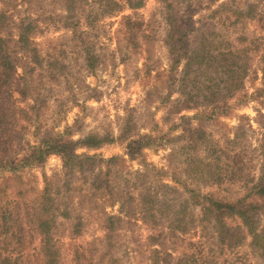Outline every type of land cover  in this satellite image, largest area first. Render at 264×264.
<instances>
[{
	"label": "rangeland",
	"instance_id": "obj_1",
	"mask_svg": "<svg viewBox=\"0 0 264 264\" xmlns=\"http://www.w3.org/2000/svg\"><path fill=\"white\" fill-rule=\"evenodd\" d=\"M100 1L74 0L70 11L67 0H0L9 17L0 37L14 61L2 86L0 111L8 119L0 157H21L27 143L47 135L77 142L95 133L105 140L98 147L77 143L74 152L89 157L77 164L66 166L54 153L20 172L0 168V213L14 223L0 230V264H264L251 237L226 246L203 217L202 200L188 199L195 190L236 201L264 176V0H143L138 9L109 0L122 2L120 10ZM168 3L180 20L192 3L190 45L204 32L213 47L232 50L227 57L243 70L232 77L224 56L195 64L192 71L203 72L196 70L198 86L192 73L182 92V82L170 79ZM250 5L257 15L241 14ZM22 19L34 23L24 46ZM89 53L96 57L88 60ZM224 101L231 109L205 121L200 138L203 113ZM143 134H152L154 144L130 149L129 141ZM191 137L200 143L196 150L185 148ZM144 187L159 201H186L185 224L173 227L170 210L144 216L138 200ZM48 218L52 226L39 228L37 221ZM48 243L56 252L52 263Z\"/></svg>",
	"mask_w": 264,
	"mask_h": 264
},
{
	"label": "trees",
	"instance_id": "obj_2",
	"mask_svg": "<svg viewBox=\"0 0 264 264\" xmlns=\"http://www.w3.org/2000/svg\"><path fill=\"white\" fill-rule=\"evenodd\" d=\"M126 3L132 9H138L142 7L143 0H125ZM69 4L70 11L73 7L74 0H67ZM66 3V4H67ZM101 3H108L111 6L119 7L116 10L122 9V2L120 4L114 5L109 0H101ZM191 5L187 6V12L185 13L183 20L179 19L178 13L175 11V8L172 3H168L166 5V13H165V20L167 23V31L165 35V42L169 45V51L172 56L171 62L172 65L170 66L171 73L170 79L173 82L181 81L182 92L186 93V82L189 80V76L194 73L195 77L192 79V86L196 87L198 75L196 72L201 69H196L192 71L193 66L202 65L207 61L211 60H223L220 57L224 56H233L234 52L230 53L232 50L227 52L221 51L219 48H215V41H208L205 38L204 32H202L203 40L198 42V45L194 48L192 43L190 45V30H195V22L193 16L195 14V10H191ZM111 10V9H110ZM255 11H258L256 5L248 6L246 12H241V14H245L248 16L257 15ZM237 14V18H238ZM8 16L5 12H0V28L7 25ZM178 21H184V24L180 25ZM184 28V29H183ZM34 30V23L29 19H22L19 24V36H18V43L20 46H24L26 43H30V34ZM192 41V40H191ZM217 44V43H216ZM218 45V44H217ZM96 57L95 54L89 53L88 60L91 58ZM187 60L182 74L180 75L181 78H178L177 71L180 63L182 60ZM206 60V61H205ZM228 64L226 63V69L228 72H232L234 75L236 74V70L240 68L243 70V65L237 62L234 58L227 57ZM235 60V61H234ZM205 61V62H203ZM247 64V63H246ZM14 68V61L12 60L11 53L8 47V41L3 37H0V104L3 100L2 95V86H4L10 80L12 75V69ZM200 73H203L199 71ZM172 83L168 85L170 93L168 97L174 93V89L172 87ZM264 86V85H263ZM260 92L264 91V87L259 90ZM213 93V92H212ZM216 94V93H214ZM191 95H197L193 93ZM199 96V95H197ZM231 107L228 105L227 102L224 101L223 105H216L214 106L210 112H205L202 115L203 118V127L200 128L201 135L200 138H203L206 134L204 131V123L205 121L212 120L216 118L218 115L227 113ZM8 115L5 111H0V144H5L1 138L6 132L5 118ZM8 119V118H7ZM131 128L128 123L123 127V132L127 129ZM172 130V129H171ZM169 132L163 134V136L169 138ZM57 136L47 135L41 137L38 141V144H31L27 143L26 148H24V155L21 157H11V158H4L0 157V168L11 171V172H20L23 168L26 167H34L42 164L49 155L54 153H59L63 156L65 161V165L69 166L72 164H77L82 161L85 157L86 159L89 158L88 156H83L75 153L74 147L75 145L81 144L86 147H98L101 146L105 140L99 134L91 133L85 136L83 139L74 142L73 140L69 139L62 140L60 138H56ZM156 141L155 137L152 134H143L138 135V138L131 139L129 141V147L135 151H142L145 147L152 146ZM171 141V139H170ZM186 147H192L194 150L197 149L199 146V142L194 139V137L190 138V141L187 143ZM184 147V146H183ZM120 158L121 157H117ZM146 175L149 174L145 173ZM144 176V175H143ZM162 188L166 189L167 191L174 192V189L167 184H162ZM191 197L188 199H192L193 196L196 198L201 199L199 201V205L202 208L203 217L209 220L213 224V228H216V233L218 234L220 240L228 247H235L239 246L241 243L244 242L245 239L249 237L252 238V243L255 247H258L261 252V256L264 261V225H262V221L264 220V176L257 178V181L251 183V186L248 188V192L242 196L241 198L237 199L236 201H226L222 199H218L213 194H202L201 192L197 193L195 190H191ZM158 194L152 193L151 187H144V189L139 194L138 200L139 205L143 211L144 216H153L157 211L161 212V214H166L167 210L173 212V217L171 218V225L175 228L183 226V223L186 220V217L190 214V207L188 206L186 201L181 202L179 205H176L172 202V200L164 199L159 201L156 197ZM175 199V198H174ZM170 201V203H169ZM125 203L122 204L124 207ZM11 214L6 211H2L0 213V225L2 227L0 230L8 232L12 228H14V223L10 224ZM237 219L240 221V225L236 227H232L229 224V220ZM204 220V219H203ZM15 221V220H14ZM53 220L51 218L42 221L39 219L37 221V225L39 228H50L52 226ZM15 237L18 239V236ZM49 247H46V251L49 252V260L52 263L55 260L56 252L54 251L52 245L48 243ZM5 264H11L8 259H6Z\"/></svg>",
	"mask_w": 264,
	"mask_h": 264
}]
</instances>
